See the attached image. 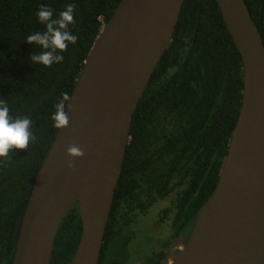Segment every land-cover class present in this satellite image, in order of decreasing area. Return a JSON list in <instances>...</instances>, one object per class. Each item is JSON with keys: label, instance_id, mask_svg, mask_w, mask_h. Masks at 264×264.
<instances>
[{"label": "trees", "instance_id": "16d2710c", "mask_svg": "<svg viewBox=\"0 0 264 264\" xmlns=\"http://www.w3.org/2000/svg\"><path fill=\"white\" fill-rule=\"evenodd\" d=\"M120 0H0V100L10 115L32 120L28 149L0 158V264H12L21 220L36 175L58 128L51 116L63 94L71 95L101 28ZM264 43V0H245ZM74 4L78 36L51 67L33 64L38 46L27 44L43 32L36 12L52 8L54 18ZM243 91L240 54L216 0H183L171 41L157 63L129 128L123 165L114 191L98 264L106 253L116 264L126 232L155 204L169 202L159 217L171 216L191 229L212 193L225 158ZM81 232L79 205L58 228L49 264H70Z\"/></svg>", "mask_w": 264, "mask_h": 264}, {"label": "water", "instance_id": "95a60500", "mask_svg": "<svg viewBox=\"0 0 264 264\" xmlns=\"http://www.w3.org/2000/svg\"><path fill=\"white\" fill-rule=\"evenodd\" d=\"M242 60L241 106L216 185L188 241L161 264H264V43L245 0H216ZM183 0H120L95 39L34 180L12 264H49L60 223L78 203L70 264H98L138 101L168 47ZM84 151L68 167L67 150Z\"/></svg>", "mask_w": 264, "mask_h": 264}, {"label": "clouds", "instance_id": "9594fccd", "mask_svg": "<svg viewBox=\"0 0 264 264\" xmlns=\"http://www.w3.org/2000/svg\"><path fill=\"white\" fill-rule=\"evenodd\" d=\"M74 4H66L58 17L54 18L52 8L41 5L36 12V17L41 25L45 26V31H34L26 37V43L38 46L41 50L30 55L33 64L51 67L53 64H60L64 61L65 52L69 45H75L78 36L73 34L70 26L75 23ZM72 97L63 94L55 104L54 112L51 116L55 128H64L69 123L67 106ZM32 129V120L27 116L10 115L8 104L0 100V158H7L12 149H28L30 141L35 140ZM69 164L72 161L82 158L84 151L79 145L74 144L68 150Z\"/></svg>", "mask_w": 264, "mask_h": 264}, {"label": "rangeland", "instance_id": "374dc122", "mask_svg": "<svg viewBox=\"0 0 264 264\" xmlns=\"http://www.w3.org/2000/svg\"><path fill=\"white\" fill-rule=\"evenodd\" d=\"M167 206V202L153 205L146 214L138 216L126 232V241L116 257V264H145L154 253L166 247L169 225L159 217L160 210ZM170 216V215H169ZM169 220L170 217H168ZM111 257L106 253V263Z\"/></svg>", "mask_w": 264, "mask_h": 264}, {"label": "flooded vegetation", "instance_id": "af4514ba", "mask_svg": "<svg viewBox=\"0 0 264 264\" xmlns=\"http://www.w3.org/2000/svg\"><path fill=\"white\" fill-rule=\"evenodd\" d=\"M168 203L169 202H167V204ZM168 217H170V219L172 218L171 216H163V218H161V220H166L169 225V228H168L169 232H167L168 241H167L166 247L162 249L161 251H159L158 253H154L151 256V258H149L146 261L145 264H161L170 251H173V253L174 252L178 253L180 250V245H181L180 238H179L180 235H182L183 240L185 242L188 241L192 228L189 229L187 227L184 229H179L178 228L179 226L175 225V221L173 219L169 220ZM107 252L111 253L110 249L107 250Z\"/></svg>", "mask_w": 264, "mask_h": 264}]
</instances>
